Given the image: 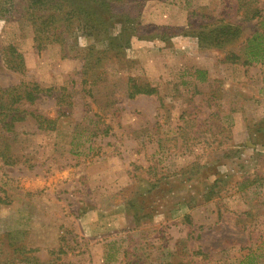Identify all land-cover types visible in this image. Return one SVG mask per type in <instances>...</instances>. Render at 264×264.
<instances>
[{"label":"rangeland","instance_id":"rangeland-1","mask_svg":"<svg viewBox=\"0 0 264 264\" xmlns=\"http://www.w3.org/2000/svg\"><path fill=\"white\" fill-rule=\"evenodd\" d=\"M28 1L0 0V88L56 127L0 162V264H264V0Z\"/></svg>","mask_w":264,"mask_h":264},{"label":"trees","instance_id":"trees-1","mask_svg":"<svg viewBox=\"0 0 264 264\" xmlns=\"http://www.w3.org/2000/svg\"><path fill=\"white\" fill-rule=\"evenodd\" d=\"M50 2V0H29L28 5L29 8H32L33 11L36 8H41L45 3ZM256 11V10H254ZM257 13V14H256ZM33 14V13H32ZM258 15V12H255L251 17L247 19H254ZM31 17V15H30ZM31 19V18H30ZM41 20H32L34 25L37 24V21H40L42 25L46 24L51 20L50 15H41L38 17ZM219 30V29H218ZM213 30L207 35H212L214 33ZM220 35L211 37L210 41L206 39L200 40V44L207 43L209 45L215 44L218 41H229L233 39V37L238 35V28L226 25L219 31ZM226 39V40H225ZM39 44L38 49L42 47V39L38 38ZM246 62H255L264 60V35L263 33L255 32L251 38L247 39L246 44ZM15 54V52H14ZM233 61L238 57L236 54H232ZM230 59V58H228ZM237 59H240L239 57ZM11 68L15 71H23V60L20 54H15V60L10 62ZM198 79L205 80L206 72L203 70L195 71ZM44 90L40 88L37 84L32 83H20L17 86L0 88V162L4 164H12L14 163V158L10 154V148H12V144L16 142L17 132L16 128L18 123L25 121H34L37 130L42 131H54L56 120L49 119L46 116L38 113L35 110L29 109V106L35 104L36 100H38L40 93ZM156 90L154 88L149 87L148 85H141L134 83L127 95L130 98L136 97L140 94L150 95L155 93ZM68 97L65 94H60L58 96V105L60 107V116H67L69 114V109L71 108V103L68 102ZM68 103V104H67ZM67 106V107H66ZM1 201V198H0ZM16 251L20 255H23L20 250L25 249V246L21 247L15 246ZM31 251V250H29Z\"/></svg>","mask_w":264,"mask_h":264}]
</instances>
